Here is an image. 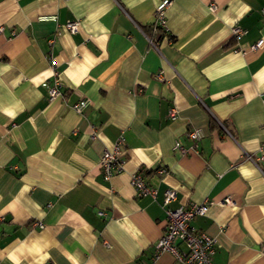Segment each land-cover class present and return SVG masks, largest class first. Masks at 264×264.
I'll list each match as a JSON object with an SVG mask.
<instances>
[{
    "label": "crops",
    "instance_id": "0c3cea01",
    "mask_svg": "<svg viewBox=\"0 0 264 264\" xmlns=\"http://www.w3.org/2000/svg\"><path fill=\"white\" fill-rule=\"evenodd\" d=\"M161 1L0 0V264H179L153 258L166 189L171 208L211 202L191 224L215 238L213 264H264V162L246 157L264 152V0H168L165 30Z\"/></svg>",
    "mask_w": 264,
    "mask_h": 264
},
{
    "label": "built area",
    "instance_id": "2783aa9c",
    "mask_svg": "<svg viewBox=\"0 0 264 264\" xmlns=\"http://www.w3.org/2000/svg\"><path fill=\"white\" fill-rule=\"evenodd\" d=\"M169 5L168 0H162L154 10L155 23L159 28L165 30V10ZM210 9L214 10L215 5L210 4ZM261 13L264 15V7L261 9ZM50 19H55L50 17ZM64 28L68 32H75L78 29L79 21L72 20L63 24ZM0 27V31H1ZM245 31L238 26H233L231 34L237 38ZM13 33V32H12ZM152 42L151 40L149 41ZM152 44V43H151ZM264 44L263 39L257 40L252 46V49H258ZM154 77L158 80H162L160 72L155 73ZM46 99L51 101L61 96V83L57 76L50 85L46 86ZM261 101L264 106V92L260 95ZM90 104V99L82 98L74 102L71 108L77 112L82 113ZM170 118H174L175 110L171 108L169 110ZM187 137L191 141H197L203 136L200 129H191L186 132ZM181 153H186V149L179 144L175 145ZM261 154L252 158L249 155L246 157L255 165L264 162V152L261 147ZM122 148L121 139L117 140L111 148L104 149L99 157L98 165L101 169V173L104 179L110 178L114 173L119 172L122 169ZM164 172L165 170H161ZM130 185L133 187L135 194L139 197L155 196L156 190L149 186L140 170H136L130 174L129 179ZM176 199V192L173 189H166L163 194V207L165 212L163 231L158 237L155 243V253L153 258L157 257L162 253H169L179 264H213V255L216 250L215 238L207 235L206 233L198 230L191 224V220L195 216H203L206 213L209 203L208 200L202 202H191L187 206H177L171 208L169 205ZM222 203L227 205H233L234 201L230 196H226L221 200ZM102 215V212H98ZM34 226H42L41 222H33ZM107 245V244H106ZM261 252L264 254V246L261 248Z\"/></svg>",
    "mask_w": 264,
    "mask_h": 264
},
{
    "label": "trees",
    "instance_id": "16d2710c",
    "mask_svg": "<svg viewBox=\"0 0 264 264\" xmlns=\"http://www.w3.org/2000/svg\"><path fill=\"white\" fill-rule=\"evenodd\" d=\"M140 171H142V170H140Z\"/></svg>",
    "mask_w": 264,
    "mask_h": 264
}]
</instances>
